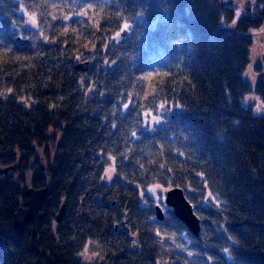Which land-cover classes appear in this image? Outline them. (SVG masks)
I'll return each mask as SVG.
<instances>
[{"label":"trees","instance_id":"obj_1","mask_svg":"<svg viewBox=\"0 0 264 264\" xmlns=\"http://www.w3.org/2000/svg\"><path fill=\"white\" fill-rule=\"evenodd\" d=\"M247 9L0 0V264H264V55L243 77L264 0ZM155 185L184 189L198 235ZM30 187L45 190L36 236L14 228Z\"/></svg>","mask_w":264,"mask_h":264},{"label":"water","instance_id":"obj_2","mask_svg":"<svg viewBox=\"0 0 264 264\" xmlns=\"http://www.w3.org/2000/svg\"><path fill=\"white\" fill-rule=\"evenodd\" d=\"M125 33V30L123 31ZM20 44L27 43V39H23L20 35L17 37ZM88 67L86 61L78 62L76 68L85 70ZM13 166L9 165L1 169L2 172L7 173ZM28 195L27 204L17 207L14 215V225L18 231L24 229L25 225L30 222L32 224L33 236L38 233L39 222L41 219V203L45 197V190H35L28 188L26 191ZM165 202L173 208L174 213L179 217L189 228V230L198 235L201 228L200 217L194 210L193 204L187 198L184 189L180 186H172L166 189ZM63 204L57 213V220L61 221L63 215ZM157 217L163 219L165 217V210L160 203L156 204Z\"/></svg>","mask_w":264,"mask_h":264},{"label":"rangeland","instance_id":"obj_3","mask_svg":"<svg viewBox=\"0 0 264 264\" xmlns=\"http://www.w3.org/2000/svg\"><path fill=\"white\" fill-rule=\"evenodd\" d=\"M221 1L235 8V17H234V21H235L243 14L248 13L247 6L252 7L256 0H221ZM222 21H224V19ZM32 24L34 23L32 21H29V25H32ZM227 25L233 28L235 26V22L229 23ZM231 31L232 30L230 29L229 32ZM251 33H252V36L254 37V44L251 48V63L248 66V68L245 70L243 77L246 80L250 81L252 84H254V82L260 75L258 67H261L263 65L262 58L264 55V23L258 28H255V29L252 28ZM248 102L253 103L252 110L254 113H259L261 111L262 103H261L260 98L257 96L255 92H251L245 97V99H243V104L245 106H248ZM44 154H45L44 149L43 148L39 149L38 158H40L39 162L42 163L43 165L49 162L48 161L49 158ZM43 167L45 168V166ZM11 173L13 174V172ZM113 173H114L113 167L108 166V169L106 171V177L111 178ZM150 191L157 200L161 198L163 201H165V193H166L165 188L159 185H155L150 188ZM86 254L88 258H91L95 255V252L92 251L91 249H87Z\"/></svg>","mask_w":264,"mask_h":264},{"label":"snow or ice","instance_id":"obj_4","mask_svg":"<svg viewBox=\"0 0 264 264\" xmlns=\"http://www.w3.org/2000/svg\"><path fill=\"white\" fill-rule=\"evenodd\" d=\"M238 15V14H237ZM128 27V25L127 24H125V28H127Z\"/></svg>","mask_w":264,"mask_h":264},{"label":"bare ground","instance_id":"obj_5","mask_svg":"<svg viewBox=\"0 0 264 264\" xmlns=\"http://www.w3.org/2000/svg\"><path fill=\"white\" fill-rule=\"evenodd\" d=\"M14 228L16 229L15 225H14Z\"/></svg>","mask_w":264,"mask_h":264}]
</instances>
